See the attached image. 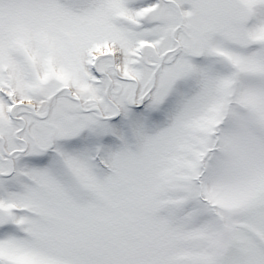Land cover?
<instances>
[{"label": "snow or ice", "instance_id": "1", "mask_svg": "<svg viewBox=\"0 0 264 264\" xmlns=\"http://www.w3.org/2000/svg\"><path fill=\"white\" fill-rule=\"evenodd\" d=\"M0 264H264V0H0Z\"/></svg>", "mask_w": 264, "mask_h": 264}]
</instances>
